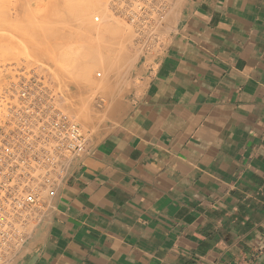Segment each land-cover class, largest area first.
<instances>
[{
	"label": "crops",
	"instance_id": "obj_1",
	"mask_svg": "<svg viewBox=\"0 0 264 264\" xmlns=\"http://www.w3.org/2000/svg\"><path fill=\"white\" fill-rule=\"evenodd\" d=\"M125 114L9 264H264V0H175Z\"/></svg>",
	"mask_w": 264,
	"mask_h": 264
},
{
	"label": "rangeland",
	"instance_id": "obj_2",
	"mask_svg": "<svg viewBox=\"0 0 264 264\" xmlns=\"http://www.w3.org/2000/svg\"><path fill=\"white\" fill-rule=\"evenodd\" d=\"M89 1L0 0V91L18 83L21 77H38L45 87L53 89L61 110L80 124L88 140L95 134L106 133L125 114L129 97L142 86L143 72L156 64L157 52L162 47L161 37L171 22L168 14L160 27H136L115 11L112 0H94L95 3L90 2L95 8L91 7L89 18L83 19L86 23L83 21L82 30L77 31L74 12L82 6L86 12ZM37 17L48 27H54L57 22L68 28L73 39L63 47L67 59L76 56L88 63L94 49L102 56H111V51L112 55L127 56L130 63L124 62L125 68L119 62L125 69L116 71L118 75L106 71L103 65L93 66L87 69L89 80L86 84L79 81V69L70 68L62 74L57 69V61L43 58L38 52L50 38L46 35L37 38L31 33L30 22ZM96 17L100 18L98 23ZM102 43L108 44L105 49L101 48Z\"/></svg>",
	"mask_w": 264,
	"mask_h": 264
},
{
	"label": "built area",
	"instance_id": "obj_3",
	"mask_svg": "<svg viewBox=\"0 0 264 264\" xmlns=\"http://www.w3.org/2000/svg\"><path fill=\"white\" fill-rule=\"evenodd\" d=\"M174 3L112 0L115 11L140 28L164 25ZM59 104L53 89L34 76L0 91V264L22 249L67 166L86 154L88 138Z\"/></svg>",
	"mask_w": 264,
	"mask_h": 264
},
{
	"label": "bare ground",
	"instance_id": "obj_4",
	"mask_svg": "<svg viewBox=\"0 0 264 264\" xmlns=\"http://www.w3.org/2000/svg\"><path fill=\"white\" fill-rule=\"evenodd\" d=\"M90 1L94 2V0L93 1L90 0ZM90 1H89V5L90 6L89 7L86 6L88 8L86 12L83 9L84 8L83 6H82L83 8L79 7V9L75 10V12H74L75 13V18H77V20H78V25L76 27L77 31H81L82 30V24H83L82 22L84 21L83 19L87 18L88 15L91 14V12H92L91 11V7L95 6V5L92 6V3ZM86 7H85V9H86ZM93 8H95V7H93ZM98 19L100 20V18H98ZM32 21L33 22H30L29 28H30L31 33H33L35 35V37L42 39L46 35V36H49V38H50V41L46 42L39 49L38 52L40 53V56H42L43 58H48V60L50 59L51 61H57V66H58L57 69L62 74H66L70 70V68L79 69V71H80L79 81L81 83H85V84L87 83V81L89 80L88 71L90 69H92L93 66H97L98 67L99 65H103L105 67L106 71L110 70L111 73L113 72V74H115V73H117L116 71L125 69L126 68L125 66L127 64L124 65L123 63L129 61V59H130V58H127V56H123V55L122 56H116L118 54H115V53L112 55L111 54L112 51L110 53L111 56H108V55L102 56V55L99 54V51L97 49L96 50L98 51V54H96L97 51H94V49L91 50V48L89 49L92 52H91V55H90V57L88 59V63H87V60L85 61V59L80 58V57L78 58L76 56H75V58L67 59L68 57H66V55H64L65 52L63 51V47L65 46V43L67 41L73 39L72 35L68 32L69 31L68 28L67 27H65V28L62 27L57 22H55L54 27H48L45 23H42L43 20L41 21L38 17L34 18ZM40 23H42V24H40ZM84 23H86V22L84 21ZM92 27H93V25H92ZM88 29H90L89 26H88ZM102 44H103V46L101 48H104V49L106 48V45H108V44L104 45V43H102ZM98 49L100 50L99 47H98ZM113 52H114V50H113ZM116 53H117V51H116ZM56 57H58V60H57ZM119 60H121V61H119ZM119 62L125 68H122V66H121V64ZM129 63H130V61L128 62V64ZM87 69H89V70H87ZM107 73H110V72H107ZM115 75H118V74H115ZM115 75H114V77H116ZM99 76H102V75H99ZM97 81H99V80H97ZM114 81H115V78H114Z\"/></svg>",
	"mask_w": 264,
	"mask_h": 264
}]
</instances>
